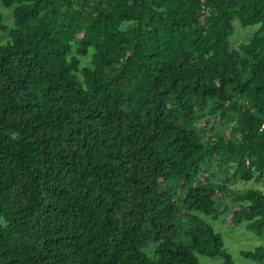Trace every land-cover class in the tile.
Masks as SVG:
<instances>
[{"label": "trees", "instance_id": "trees-1", "mask_svg": "<svg viewBox=\"0 0 264 264\" xmlns=\"http://www.w3.org/2000/svg\"><path fill=\"white\" fill-rule=\"evenodd\" d=\"M0 2V264H236L212 223L264 230L236 187L264 180V0Z\"/></svg>", "mask_w": 264, "mask_h": 264}, {"label": "rangeland", "instance_id": "rangeland-1", "mask_svg": "<svg viewBox=\"0 0 264 264\" xmlns=\"http://www.w3.org/2000/svg\"><path fill=\"white\" fill-rule=\"evenodd\" d=\"M0 13L4 15L5 23L9 28L12 26V11L5 9L0 2ZM236 32L231 38V42L234 48H237L239 44L249 41L255 31L254 28H244L240 22L236 21L234 23ZM9 32L0 34V42L4 43L9 40ZM90 56L82 58L83 66H89ZM236 187L241 189L248 188H257L263 191L264 193V180L257 182L256 179H252L249 182L240 181ZM219 200L218 206L219 209L223 211L225 205L231 207L232 211L237 210V206H234L224 197L222 194L217 195ZM232 205V206H231ZM208 221L211 223V219L208 218ZM215 230L221 234L224 246L228 252L232 255L233 260L236 264H259L253 262L250 259L245 258L242 255V251H254L257 248L264 246V230L261 234H257L250 230H247L245 224L240 226H235L233 222L232 212L226 213L223 215L217 222L212 223ZM149 255L154 254V249H149L147 251ZM201 264H224V259L222 257H210L207 255L196 253Z\"/></svg>", "mask_w": 264, "mask_h": 264}]
</instances>
